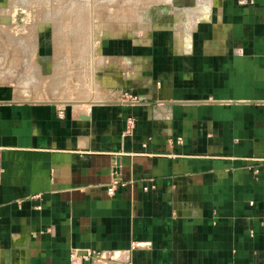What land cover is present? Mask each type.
<instances>
[{"label":"crops","instance_id":"0c3cea01","mask_svg":"<svg viewBox=\"0 0 264 264\" xmlns=\"http://www.w3.org/2000/svg\"><path fill=\"white\" fill-rule=\"evenodd\" d=\"M113 42L97 100L0 99V264H264V0H160Z\"/></svg>","mask_w":264,"mask_h":264},{"label":"rangeland","instance_id":"374dc122","mask_svg":"<svg viewBox=\"0 0 264 264\" xmlns=\"http://www.w3.org/2000/svg\"><path fill=\"white\" fill-rule=\"evenodd\" d=\"M159 1L0 0V99L97 100L113 41L140 33Z\"/></svg>","mask_w":264,"mask_h":264},{"label":"built area","instance_id":"2783aa9c","mask_svg":"<svg viewBox=\"0 0 264 264\" xmlns=\"http://www.w3.org/2000/svg\"><path fill=\"white\" fill-rule=\"evenodd\" d=\"M65 112H64V108L61 107V108H58L57 109V112H56V115L57 117L59 118H62L64 116ZM128 123L131 124L132 123V120L129 118L128 119ZM257 170L255 169V172ZM125 183L122 181V180H119L118 178H113L111 179V181L108 183L107 185V192L112 194L116 187L117 186H123ZM146 188V187H144ZM151 246V241L149 240H133L131 243H130V249H135V248H144V247H149ZM89 254H92L93 258H96V259H103V258H110V256L113 257L114 253L113 252H91ZM88 256V253L84 254V255H80L79 253H77V251L73 254H71V257L74 258L73 261H71V264H82V258L83 257H87Z\"/></svg>","mask_w":264,"mask_h":264},{"label":"bare ground","instance_id":"6f19581e","mask_svg":"<svg viewBox=\"0 0 264 264\" xmlns=\"http://www.w3.org/2000/svg\"><path fill=\"white\" fill-rule=\"evenodd\" d=\"M20 7V6H19ZM123 27V26H122ZM59 32V31H58ZM82 42H83V39H82ZM85 42V41H84ZM90 57V56H89ZM3 59V58H2ZM65 73V72H64ZM62 75H63V73H62ZM67 75V74H66Z\"/></svg>","mask_w":264,"mask_h":264}]
</instances>
